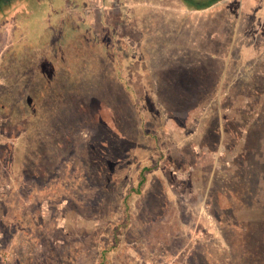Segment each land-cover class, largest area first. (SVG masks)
<instances>
[{
	"label": "rangeland",
	"instance_id": "obj_1",
	"mask_svg": "<svg viewBox=\"0 0 264 264\" xmlns=\"http://www.w3.org/2000/svg\"><path fill=\"white\" fill-rule=\"evenodd\" d=\"M148 263L264 264V0L4 5L0 264Z\"/></svg>",
	"mask_w": 264,
	"mask_h": 264
},
{
	"label": "trees",
	"instance_id": "obj_2",
	"mask_svg": "<svg viewBox=\"0 0 264 264\" xmlns=\"http://www.w3.org/2000/svg\"><path fill=\"white\" fill-rule=\"evenodd\" d=\"M183 1L192 8L203 9L209 7L210 5L214 4L219 0H183Z\"/></svg>",
	"mask_w": 264,
	"mask_h": 264
},
{
	"label": "flooded vegetation",
	"instance_id": "obj_3",
	"mask_svg": "<svg viewBox=\"0 0 264 264\" xmlns=\"http://www.w3.org/2000/svg\"><path fill=\"white\" fill-rule=\"evenodd\" d=\"M16 0H0V11L4 5H11ZM107 11V10H106Z\"/></svg>",
	"mask_w": 264,
	"mask_h": 264
},
{
	"label": "crops",
	"instance_id": "obj_4",
	"mask_svg": "<svg viewBox=\"0 0 264 264\" xmlns=\"http://www.w3.org/2000/svg\"><path fill=\"white\" fill-rule=\"evenodd\" d=\"M25 1H28V0H25ZM29 1H30V0H29ZM56 1H57V0H56ZM251 1L253 2V0H251ZM60 2H61V1H60ZM56 3H57V2H56ZM61 3H63V2H61ZM59 4H60V3H59ZM56 5H57L56 7L59 8V7H58V4H56ZM56 11H57V9H56Z\"/></svg>",
	"mask_w": 264,
	"mask_h": 264
},
{
	"label": "built area",
	"instance_id": "obj_5",
	"mask_svg": "<svg viewBox=\"0 0 264 264\" xmlns=\"http://www.w3.org/2000/svg\"><path fill=\"white\" fill-rule=\"evenodd\" d=\"M148 264H155V263H148Z\"/></svg>",
	"mask_w": 264,
	"mask_h": 264
}]
</instances>
